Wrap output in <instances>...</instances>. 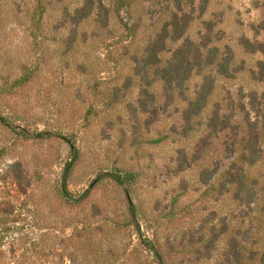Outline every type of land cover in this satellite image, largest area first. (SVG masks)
<instances>
[{
    "label": "rangeland",
    "instance_id": "rangeland-1",
    "mask_svg": "<svg viewBox=\"0 0 264 264\" xmlns=\"http://www.w3.org/2000/svg\"><path fill=\"white\" fill-rule=\"evenodd\" d=\"M186 39L229 73L179 86ZM115 171L135 174L136 219ZM149 245L263 263L264 0H0V264H158Z\"/></svg>",
    "mask_w": 264,
    "mask_h": 264
},
{
    "label": "trees",
    "instance_id": "trees-1",
    "mask_svg": "<svg viewBox=\"0 0 264 264\" xmlns=\"http://www.w3.org/2000/svg\"><path fill=\"white\" fill-rule=\"evenodd\" d=\"M180 37V34L178 35ZM217 51L218 47L212 46L208 47L207 51L203 53V50H201L196 44L192 43V40L186 39L175 51V55L172 58V62H174V67L176 68L177 77L176 81L177 84L180 86L183 81L188 77L191 73L194 71L200 72L205 67H216L217 74L225 76L227 73H229L228 69V63L230 62V57L224 56L220 60L216 61L217 58ZM187 72L185 76H182V74H185L184 72ZM169 72V71H168ZM215 75L212 73H209L204 76L205 81L200 85L197 86L195 97L191 99L188 102L187 110L194 115L196 113H199L206 105H207V97L211 93L212 88V80ZM168 78V77H167ZM211 82H210V81ZM220 105L216 104L213 107V110L211 111V114L208 115L207 118V126H215L216 128H224L226 124L221 121V111H219ZM196 110V111H195ZM4 120V119H1ZM211 124V125H210ZM218 126V127H217ZM220 126V127H219ZM44 132L36 133L35 136H41ZM72 153L73 158L70 160L66 166L62 177V184L60 188V193L65 199H72L73 195L69 191L67 186V177L70 168L72 167L74 160L76 158V152L77 148L72 143ZM250 160V159H249ZM254 161V159L250 160V162ZM228 174V172H227ZM110 178H112L118 185L124 186L126 198L128 202V208L130 211V214L133 218L136 219V205L133 201V198L130 194V191L128 187H126V183L132 182L135 178V174L132 172H122V171H115L113 173L108 174ZM238 182V181H235ZM84 194L80 195L79 197L74 198V201H81L84 198ZM149 248H151L156 256L157 263L158 264H164L162 255L159 253V251L155 248L154 245H149ZM261 255V261L264 264V251L260 253Z\"/></svg>",
    "mask_w": 264,
    "mask_h": 264
}]
</instances>
